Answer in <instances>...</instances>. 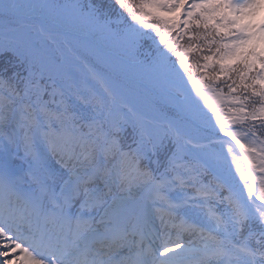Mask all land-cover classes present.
<instances>
[{
  "label": "snow or ice",
  "instance_id": "snow-or-ice-1",
  "mask_svg": "<svg viewBox=\"0 0 264 264\" xmlns=\"http://www.w3.org/2000/svg\"><path fill=\"white\" fill-rule=\"evenodd\" d=\"M260 10L0 0V264H264Z\"/></svg>",
  "mask_w": 264,
  "mask_h": 264
},
{
  "label": "trees",
  "instance_id": "trees-1",
  "mask_svg": "<svg viewBox=\"0 0 264 264\" xmlns=\"http://www.w3.org/2000/svg\"><path fill=\"white\" fill-rule=\"evenodd\" d=\"M41 2L62 4V3L68 2V0H41ZM94 2L103 4L105 7H107L109 0H94ZM69 38H70V40H72V43L74 45L77 44L78 42L88 41V39H89L88 37L83 36V35H80V36H77V37H71L70 36ZM148 99L151 101V103H160V104H162V101L159 100L158 97L154 98L152 96H150V97L148 96Z\"/></svg>",
  "mask_w": 264,
  "mask_h": 264
},
{
  "label": "rangeland",
  "instance_id": "rangeland-1",
  "mask_svg": "<svg viewBox=\"0 0 264 264\" xmlns=\"http://www.w3.org/2000/svg\"><path fill=\"white\" fill-rule=\"evenodd\" d=\"M257 19H258V21L260 20V19H264V10H260L259 12H258V17H257ZM150 97V96H149ZM148 99V98H147ZM146 103H148V104H152L151 103V101L148 99L147 101H146Z\"/></svg>",
  "mask_w": 264,
  "mask_h": 264
}]
</instances>
